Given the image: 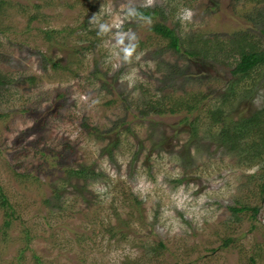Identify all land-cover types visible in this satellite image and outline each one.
<instances>
[{
    "label": "rangeland",
    "instance_id": "1",
    "mask_svg": "<svg viewBox=\"0 0 264 264\" xmlns=\"http://www.w3.org/2000/svg\"><path fill=\"white\" fill-rule=\"evenodd\" d=\"M2 1L0 264H264V0Z\"/></svg>",
    "mask_w": 264,
    "mask_h": 264
},
{
    "label": "trees",
    "instance_id": "2",
    "mask_svg": "<svg viewBox=\"0 0 264 264\" xmlns=\"http://www.w3.org/2000/svg\"><path fill=\"white\" fill-rule=\"evenodd\" d=\"M0 2H3V1L1 0ZM137 12L138 14L144 17H149L152 14L156 13L157 11L155 9L151 10L149 8H139ZM252 18L253 16L248 17V19H252ZM150 29L157 34L167 37L169 39V46L172 47L176 52H183L184 54H187L190 57H200V56L204 58L207 57V55H205L203 50L200 51L195 46L183 48L180 37L175 34L172 28L166 26L165 24L155 23L154 25L150 27ZM260 32L264 35V28H260ZM246 33L247 32L245 30H239V31H235L231 33L232 35H234V37L230 39V42L233 43V49L237 51L236 53L238 54V57H239L237 62L235 63L234 68L231 69V73L234 75H238V76L248 75L256 66H261V65L264 66V47L255 48V46H253V44H251L250 42L247 43L245 40ZM231 85H233V82L230 83V86ZM223 98L225 99V97ZM224 99H222L221 101H223ZM196 106L197 104H194L192 107L196 108ZM155 111L158 112L159 109H156ZM211 113H213V116L215 118L213 119L214 121L216 122L222 121L223 127L220 133L221 143H225L224 141L225 139H227L228 142L226 143H228L230 146L237 147L239 145L242 147V150L244 149V143L248 144L250 146V149L256 146L255 152L253 155L255 157H259L264 153V149H263L264 137L263 138L261 137L262 132L259 130L260 125L264 123V116H262L263 113H261V111L257 112L256 114L255 113L252 114L248 118H244V119L242 118V121L238 122L239 124L235 126L236 128L235 134L233 132L232 133L227 132L226 125L231 120L226 119V117H224L221 109L215 110V112H211ZM256 115H259L260 118H262L261 123H258V120H255V122L253 121V118L258 119L257 117H255ZM250 125H251V129H249ZM193 130L194 129L192 128V131ZM252 132H256L261 137V142H259V144H256L253 141L244 142V143L235 142L236 140L233 139L234 136H237V138H239L244 133L247 134V133H252ZM232 140H234V142H231ZM246 150H248V148ZM0 199H1L0 204L4 206L6 209L8 210L10 209L12 212L11 205L7 202L1 190H0ZM245 207L246 206H242L240 207V209L242 208L244 209ZM253 211L256 212L257 208H253ZM3 229L5 233L4 231H2L1 233L6 234L7 229L5 228V226L3 227Z\"/></svg>",
    "mask_w": 264,
    "mask_h": 264
},
{
    "label": "clouds",
    "instance_id": "3",
    "mask_svg": "<svg viewBox=\"0 0 264 264\" xmlns=\"http://www.w3.org/2000/svg\"><path fill=\"white\" fill-rule=\"evenodd\" d=\"M192 16V12L190 10H185V12L183 13L182 18L185 20H190ZM126 54H130L129 52H127L126 50Z\"/></svg>",
    "mask_w": 264,
    "mask_h": 264
}]
</instances>
